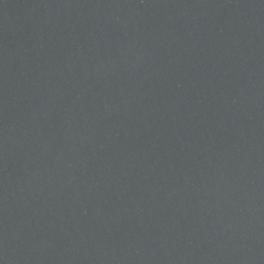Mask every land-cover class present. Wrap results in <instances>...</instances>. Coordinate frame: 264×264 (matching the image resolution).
Listing matches in <instances>:
<instances>
[{
  "label": "water",
  "instance_id": "1",
  "mask_svg": "<svg viewBox=\"0 0 264 264\" xmlns=\"http://www.w3.org/2000/svg\"><path fill=\"white\" fill-rule=\"evenodd\" d=\"M0 264H264V0H0Z\"/></svg>",
  "mask_w": 264,
  "mask_h": 264
}]
</instances>
